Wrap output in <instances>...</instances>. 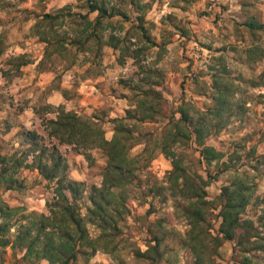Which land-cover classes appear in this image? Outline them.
<instances>
[{
	"label": "rangeland",
	"instance_id": "obj_1",
	"mask_svg": "<svg viewBox=\"0 0 264 264\" xmlns=\"http://www.w3.org/2000/svg\"><path fill=\"white\" fill-rule=\"evenodd\" d=\"M86 1L0 0V155L10 156L16 152L20 155L27 148L20 136L23 130L38 133L44 143L49 144L44 122L54 119L56 114L46 109L50 105L46 103L48 96L56 93L63 99L65 110L66 106L70 107L66 111H79L77 89L81 82L90 80L86 82L90 87L87 89L89 98L98 99L82 107L85 112L82 115L94 117L107 140L114 132L111 120L122 119L124 126L138 138L135 142L139 144L131 149L130 157L146 148L153 159L147 163L146 153L139 158L138 167L142 170L129 187V213L120 223L118 249L111 254L98 251L87 261L79 257L74 264H150L154 256L150 246L155 244V236L163 238L157 249L158 264H193L194 255L183 244L189 229L187 220L175 207L179 198L171 197L166 189L165 199L154 197L149 190L152 185L166 187L168 172L172 169L171 160L160 152L158 144L169 129V120L179 118L176 112L180 107L196 118L212 106V78L222 72L224 65L226 77L231 79L237 92L235 101L243 106L241 116L231 118L224 129L210 135L206 145L224 152V160L234 153H239L243 159L252 155V150L256 155H264V88L251 87V82L264 70V57L250 62L246 55V50L252 46L264 49V30L249 33L243 26L251 19L264 24V0H142L151 5L144 12L145 27L157 47L147 45L135 30L136 13L128 0H105L130 18L127 22L120 17L110 21L115 26L118 24V35L127 32V39L121 45L123 54L104 47L97 60L88 54L73 55L71 49L65 56L43 58L45 44L39 42L32 31L34 17L52 14L64 6H70L71 12L85 14ZM120 26L124 31L119 30ZM55 30L60 36L72 32L68 23ZM141 47L146 49L134 53ZM23 54L33 63L17 67L18 57ZM40 60L45 71H39L35 65ZM148 73V83H141V78ZM135 87L155 92L148 99L157 112L155 120L139 123L123 119L126 110H133L141 97ZM170 147L192 173L203 177L207 171L211 176L217 173L215 164L206 170L199 162L198 147L192 141ZM58 149L67 164L68 179L83 184L80 213L85 215L90 206L87 197L91 187L101 186L106 157L100 149L90 150L88 157L70 146L61 145ZM243 170L254 176L256 190L254 201L246 208L242 219L252 220L257 227L261 207L255 198L264 197V169L258 170L259 177L249 165ZM231 175V172L221 173L205 187V200L211 208L207 213L209 225L204 229L206 248L202 253L208 264H242L244 258L251 264H264V250L254 249L255 238L248 239L243 247L230 241L213 240L220 238L217 197ZM17 178L21 189H1L3 201L25 213L47 214L46 202L53 197L54 183L45 181L36 170L20 169ZM89 231L93 237L97 234L93 227L89 226ZM13 233L14 229L10 234ZM257 240H264V233H260ZM137 251L144 256H139ZM20 257L18 252L13 255L9 247L0 248V264H29Z\"/></svg>",
	"mask_w": 264,
	"mask_h": 264
},
{
	"label": "trees",
	"instance_id": "obj_2",
	"mask_svg": "<svg viewBox=\"0 0 264 264\" xmlns=\"http://www.w3.org/2000/svg\"><path fill=\"white\" fill-rule=\"evenodd\" d=\"M141 1L128 0V4L136 13L135 30L147 45L157 47L158 44L150 38L145 27L144 12L150 9L151 5ZM85 9L86 13L80 14L71 12L70 6H64L52 14L43 13L34 17L32 31L39 42L45 44L43 58L51 59L53 55L65 56L70 49L74 51L73 55L88 54L95 60L101 57L104 47L119 50L121 53L124 51L121 45L127 39V32H124L123 36L118 35V24L115 26L110 21L120 17L127 22L130 19L128 15L105 0H88ZM91 14L96 15L90 19ZM66 19L68 22H65ZM67 23L71 25L72 32L63 36L57 34L55 28H61ZM243 26L249 33L264 30V24L253 19L244 22ZM110 28L112 31H108ZM119 30L124 31L123 26H120ZM144 49L146 48H137L134 53ZM246 55L250 62H255L258 58H261V61L264 49L252 46L246 50ZM18 58L20 62L17 67L33 63L26 54ZM42 61L37 63L39 71H45L42 68ZM222 69L220 74H214L212 78V106L207 107L196 118L189 116L180 107L176 112L180 115L179 118L169 120V129L158 147L160 152L171 160L172 169L168 172L166 187L152 185L149 188L154 197L162 196V199H165L166 189L169 190L171 197L179 198L180 202H176L175 207L187 220L189 229L186 231L183 244L191 249L194 255L193 264H208L202 253V249L206 248L204 229L209 225L207 213L211 208L210 203L205 200V187L215 176L225 172H231L232 175L229 183L221 188L217 197L220 209L217 234L220 238L213 240L230 241L243 247L248 239L255 238L254 249L264 250V240H257L260 233H264V197L255 198L257 205L261 207L258 226L255 227L252 220L242 219L246 208L254 201L256 190L254 176L243 168L249 165L255 175L261 176L258 170L264 169V155H256L252 150V155H246L243 159L239 153H234L224 160L226 157L224 152L206 145L210 135L224 129L231 118L241 116L240 108L243 107L235 101L237 92L231 79L226 77L224 65ZM149 73L141 78V83H148ZM251 87L264 88V70L251 82ZM135 88L141 97L136 101L133 110H126L123 119L139 123L155 120L157 114L155 107L148 103V99L155 92ZM46 109L56 114L54 119L44 122L49 144H45L44 138L34 131H21L20 136L27 148L22 150L20 155H17V152L10 156L0 155V190H20L22 184L17 178V171L36 170L45 181L54 183L53 197L46 202L47 214L25 213L20 208L9 207L0 193V248L9 247L13 255L18 252L21 254L20 259L29 264H40L42 261L47 264H74L79 257L87 261L98 251L114 253L118 249L120 223L129 213L127 205L129 187L134 183L138 171L142 170L138 167L141 163L139 158L143 157V153L148 154V163L153 159L151 152L144 148L137 156L130 157L131 149L139 144L135 142L138 138L124 126L120 121L122 119L111 120L114 123V132L112 138L107 140L104 130L94 117L66 111L61 105L57 107L47 105ZM190 141L197 145L201 157L199 162L206 170L212 164L218 167L214 176L208 171L204 172V177L192 173L170 147ZM61 145L70 146L75 152L86 157L89 156L90 150L100 149L106 157L101 186L91 187L87 197L90 206L86 208L85 215L80 213L83 184L68 179L67 164L58 149ZM89 226L97 232L94 237L90 234ZM12 229L14 233L10 234ZM153 242L155 244L150 246V249L154 251V256L150 264H158L157 249L163 238L155 236ZM137 254L144 256V253L138 251ZM242 264L251 262L244 258Z\"/></svg>",
	"mask_w": 264,
	"mask_h": 264
},
{
	"label": "crops",
	"instance_id": "obj_3",
	"mask_svg": "<svg viewBox=\"0 0 264 264\" xmlns=\"http://www.w3.org/2000/svg\"><path fill=\"white\" fill-rule=\"evenodd\" d=\"M35 65H37V62L35 63ZM90 80H85L84 83L81 82L79 88L77 89V99L79 100V111H76L78 114H82L85 113L84 111H82V107L88 105V103H96L98 98H89V93H87V89L89 86L86 85V82H88ZM90 88V87H89ZM58 94L55 93V95H50L48 96L46 103L53 105V106H63L65 103H63V99L61 97L57 96ZM60 96V95H59ZM62 96V95H61ZM61 99V100H60ZM66 110H70L69 106H66Z\"/></svg>",
	"mask_w": 264,
	"mask_h": 264
}]
</instances>
